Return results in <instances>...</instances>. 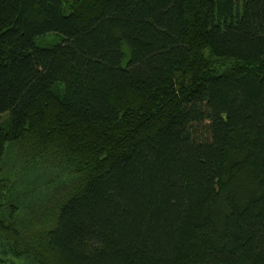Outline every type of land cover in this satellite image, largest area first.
Here are the masks:
<instances>
[{
    "label": "trees",
    "instance_id": "trees-1",
    "mask_svg": "<svg viewBox=\"0 0 264 264\" xmlns=\"http://www.w3.org/2000/svg\"><path fill=\"white\" fill-rule=\"evenodd\" d=\"M0 247L264 264V0H0Z\"/></svg>",
    "mask_w": 264,
    "mask_h": 264
},
{
    "label": "rangeland",
    "instance_id": "rangeland-1",
    "mask_svg": "<svg viewBox=\"0 0 264 264\" xmlns=\"http://www.w3.org/2000/svg\"><path fill=\"white\" fill-rule=\"evenodd\" d=\"M14 162L16 163L17 161L14 160ZM6 163H10L11 164L12 161H10V159H9ZM32 163L31 164L27 163V164H23V165H26V168L32 169L36 173V174H34V176H36L39 173L37 170H40V169L32 167V165H33ZM50 185L51 184H49L47 187H45L46 191L44 190V192H41L43 190L38 191V192L37 191H32V190H25L24 193H23L24 196H21V200H22V202H24L23 203L24 212L27 211V213H29V214L31 213L35 217L33 219H36V214L42 213V212H44V210L47 209L48 203L46 205H43V203H42L43 200L41 201L42 197L45 198L44 200L46 202H49V203H52V204L57 200V198H56L57 195H56L55 191L54 190L50 191L53 188V187H50ZM56 192H57V190H56ZM31 193H33V194H31ZM35 195L37 197H41V199L36 201L35 200ZM46 198H48V200ZM51 198H53V199L51 200ZM34 223H30L29 224L30 226H28L29 227L28 229H31L32 226L34 225ZM9 254H10L9 251H6V249H3L2 247H0V264H27V262L20 261V259L12 258L13 256L9 255Z\"/></svg>",
    "mask_w": 264,
    "mask_h": 264
}]
</instances>
